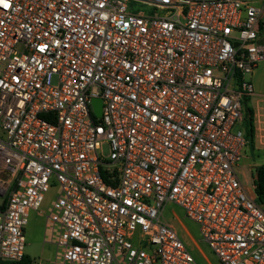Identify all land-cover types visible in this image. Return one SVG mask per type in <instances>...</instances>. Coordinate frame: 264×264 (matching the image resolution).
<instances>
[{"label":"built area","instance_id":"1","mask_svg":"<svg viewBox=\"0 0 264 264\" xmlns=\"http://www.w3.org/2000/svg\"><path fill=\"white\" fill-rule=\"evenodd\" d=\"M263 60L264 0H0V263L58 185L51 264H197L167 203L222 264H264L238 170Z\"/></svg>","mask_w":264,"mask_h":264},{"label":"rangeland","instance_id":"2","mask_svg":"<svg viewBox=\"0 0 264 264\" xmlns=\"http://www.w3.org/2000/svg\"><path fill=\"white\" fill-rule=\"evenodd\" d=\"M261 65L264 67V62ZM250 77L251 75H247L246 79H250ZM252 161L259 164L264 163V154L260 153ZM253 176L252 169L249 171L248 168H245L243 172L239 171L242 182L252 190H254ZM59 192L58 185L52 186L45 193L41 206L29 214L28 223L25 226V254L32 258L33 264L38 262L51 264L55 263L56 258H59L56 256L58 233L55 232L52 236V231L47 228L46 222V215L50 213L52 204ZM163 217L177 229L197 264H222L209 245L202 240L199 224L186 215L182 206L167 203L163 210Z\"/></svg>","mask_w":264,"mask_h":264},{"label":"crops","instance_id":"3","mask_svg":"<svg viewBox=\"0 0 264 264\" xmlns=\"http://www.w3.org/2000/svg\"><path fill=\"white\" fill-rule=\"evenodd\" d=\"M263 62L259 63L249 79L253 84V92L249 95V103L254 112L255 134L254 145L251 146L250 143H247L242 160L239 163L238 170L242 172L245 168H248L249 171L252 169L253 172L254 167L263 164L252 161L260 153L264 154V67L261 65ZM241 122L242 119L239 122V126H241ZM248 189L256 196L255 190Z\"/></svg>","mask_w":264,"mask_h":264},{"label":"trees","instance_id":"4","mask_svg":"<svg viewBox=\"0 0 264 264\" xmlns=\"http://www.w3.org/2000/svg\"><path fill=\"white\" fill-rule=\"evenodd\" d=\"M242 122L246 139L251 146L254 145V112L249 103V95L245 94L242 98ZM254 175V174H253ZM254 178L255 201L264 209V163L256 166ZM0 264H33L32 258L25 254L22 259L17 261H2Z\"/></svg>","mask_w":264,"mask_h":264},{"label":"water","instance_id":"5","mask_svg":"<svg viewBox=\"0 0 264 264\" xmlns=\"http://www.w3.org/2000/svg\"><path fill=\"white\" fill-rule=\"evenodd\" d=\"M93 103H94L95 114L100 115L101 114V108H102V100L100 98H94ZM253 173L255 176L256 167L253 168Z\"/></svg>","mask_w":264,"mask_h":264},{"label":"snow or ice","instance_id":"6","mask_svg":"<svg viewBox=\"0 0 264 264\" xmlns=\"http://www.w3.org/2000/svg\"><path fill=\"white\" fill-rule=\"evenodd\" d=\"M8 5L7 4H5V7H7Z\"/></svg>","mask_w":264,"mask_h":264}]
</instances>
